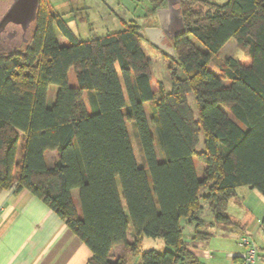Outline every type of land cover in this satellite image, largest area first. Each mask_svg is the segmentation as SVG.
<instances>
[{
	"label": "trees",
	"instance_id": "1",
	"mask_svg": "<svg viewBox=\"0 0 264 264\" xmlns=\"http://www.w3.org/2000/svg\"><path fill=\"white\" fill-rule=\"evenodd\" d=\"M178 6L184 31L171 41L170 89L159 82L158 93L138 25L82 40L47 0L25 48L0 53V190L39 198L89 248L85 264H127L124 254L109 260L112 247L138 253L144 236L171 250L143 251L136 264H198L181 221L194 225V240L208 239L202 203L233 229L240 224L227 206L237 189L264 197V0ZM231 39L249 62L229 57L212 72V56ZM48 151L57 153L51 166Z\"/></svg>",
	"mask_w": 264,
	"mask_h": 264
},
{
	"label": "rangeland",
	"instance_id": "2",
	"mask_svg": "<svg viewBox=\"0 0 264 264\" xmlns=\"http://www.w3.org/2000/svg\"><path fill=\"white\" fill-rule=\"evenodd\" d=\"M50 6L56 12L62 14L65 22L72 30L74 35L82 40H87L93 37L105 35L110 32L120 31L124 28V24L134 23L139 26L140 29L148 27L159 26V15L156 11H152L153 5L161 4L159 8L166 7V3L163 0H47ZM210 2L222 4L227 0H208ZM11 0H0V7L7 8ZM178 4L174 5L177 8ZM151 10V11H150ZM184 31L179 11L173 10L170 25L166 31L165 42L168 45L171 44V39L178 33ZM55 33L58 37V42L61 45H67L68 40L63 37L58 29L55 28ZM28 36V34H27ZM170 38V39H169ZM191 41L200 49H204L202 44L189 35ZM142 49L144 50L147 58L150 61V74L151 82L155 93H158L159 82L162 84L165 90L170 89V74L169 70L174 68V63L168 55H163L159 49L155 48L148 39L142 40ZM163 53V54H162ZM233 57L245 64L248 63V56L245 50L237 47L233 39L229 40L216 55L212 56L209 68L214 73H220V63H224L227 58ZM69 82L75 86L74 72L70 69ZM57 86L49 85L47 89L46 103L51 105L54 101L55 92ZM188 102L194 111L197 113L196 102L194 95L189 93L187 95ZM154 132V129H153ZM203 148V138L199 139L196 146V150ZM51 155L48 153L47 160H51ZM196 173L198 177L202 175V163L194 160ZM241 190L239 188L238 192ZM205 192L204 188L200 189V194ZM234 198L230 200L228 213L234 215L240 219L243 217L251 216L254 219H259L258 228L254 227L255 235L248 234L257 249L258 255L261 251L259 246L261 242L264 243V197L260 195L256 190L248 197L244 199L242 204L234 202ZM202 211L200 212V218L205 221L202 231H207L211 234L208 239L200 240L198 242L205 244L210 249V252L214 254L215 258H220L222 264H229L226 260V251L228 249H236V238L239 234L238 229H232L230 227H224L217 224L214 221L213 215L206 204L202 203ZM251 208V211L249 208ZM247 214V215H246ZM184 225V220L181 221ZM260 226V227H259ZM194 225H184V236L187 238L192 235ZM239 238V236H238ZM196 242V243H198ZM156 250L162 252L164 250H171V247L166 245L162 239L152 238L144 236L141 245L138 249V253L147 250ZM239 250V248H238ZM133 252L128 251V257H131Z\"/></svg>",
	"mask_w": 264,
	"mask_h": 264
},
{
	"label": "crops",
	"instance_id": "3",
	"mask_svg": "<svg viewBox=\"0 0 264 264\" xmlns=\"http://www.w3.org/2000/svg\"><path fill=\"white\" fill-rule=\"evenodd\" d=\"M48 153L52 154L50 161L47 160ZM56 159L55 151L46 152V160L50 166L55 163ZM239 188L241 190L238 192ZM239 188L237 196L233 198L235 203L242 204L248 194L251 195L255 189L247 186ZM72 194L74 198H77L76 190H73ZM248 208L251 211V208ZM229 215L240 224V227L236 228L239 230L238 236L244 233L255 235L254 227L258 228L259 219H254L251 216L240 219ZM184 222V225H193L187 224L185 220ZM184 225V240L188 249L197 258L198 264H222L221 259L215 258L208 246L198 242L200 240L193 239L194 228L191 236L187 238L184 236ZM259 248L261 253L255 264H264L263 242ZM128 251L130 250L124 249L121 244L115 245L110 251L109 260L114 262L121 254H124L128 260L127 264H136L139 253H132L131 257H128ZM238 252V248H230L226 251V260L229 261V264H234L233 255ZM90 256L89 248L55 212L35 195L25 189L20 191H14L12 188L0 190V264H85Z\"/></svg>",
	"mask_w": 264,
	"mask_h": 264
},
{
	"label": "water",
	"instance_id": "4",
	"mask_svg": "<svg viewBox=\"0 0 264 264\" xmlns=\"http://www.w3.org/2000/svg\"><path fill=\"white\" fill-rule=\"evenodd\" d=\"M178 1L179 0H167L166 7L157 9L156 12L159 15V26L139 30V34L142 37L148 39L150 44L171 58H174L175 54L172 45H168L165 42L167 38L166 31L169 28L173 10L179 11L182 22L179 6L174 8V5L178 4ZM38 6L39 0H11L9 6L0 19V31H2L7 24H16L21 26L22 29L30 27L36 18Z\"/></svg>",
	"mask_w": 264,
	"mask_h": 264
},
{
	"label": "flooded vegetation",
	"instance_id": "5",
	"mask_svg": "<svg viewBox=\"0 0 264 264\" xmlns=\"http://www.w3.org/2000/svg\"><path fill=\"white\" fill-rule=\"evenodd\" d=\"M6 9L7 8L4 10L3 7H0V19ZM33 29V24L26 29H22L21 26L16 24H7L3 30L0 31V53H10L24 49L31 38Z\"/></svg>",
	"mask_w": 264,
	"mask_h": 264
},
{
	"label": "built area",
	"instance_id": "6",
	"mask_svg": "<svg viewBox=\"0 0 264 264\" xmlns=\"http://www.w3.org/2000/svg\"><path fill=\"white\" fill-rule=\"evenodd\" d=\"M239 252L233 255L235 258L234 264H255L258 260L257 249L254 246L252 238L248 234H242L237 239Z\"/></svg>",
	"mask_w": 264,
	"mask_h": 264
}]
</instances>
